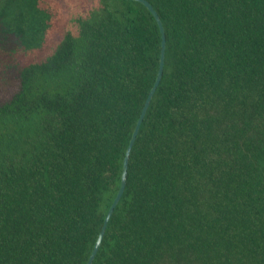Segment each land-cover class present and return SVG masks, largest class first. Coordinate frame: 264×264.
Wrapping results in <instances>:
<instances>
[{
	"label": "trees",
	"instance_id": "1",
	"mask_svg": "<svg viewBox=\"0 0 264 264\" xmlns=\"http://www.w3.org/2000/svg\"><path fill=\"white\" fill-rule=\"evenodd\" d=\"M144 1L164 65L92 264H264V0ZM160 53L133 0H0V264H87Z\"/></svg>",
	"mask_w": 264,
	"mask_h": 264
},
{
	"label": "water",
	"instance_id": "2",
	"mask_svg": "<svg viewBox=\"0 0 264 264\" xmlns=\"http://www.w3.org/2000/svg\"><path fill=\"white\" fill-rule=\"evenodd\" d=\"M133 1H136V2H139L141 3L142 5H144L150 12L151 14L153 15V17L155 18L157 24H158V27H159V31H160V34H161V53H160V60H159V69H158V74H157V78L155 80V83L153 85V87L151 88L147 98H146V101L144 103V106L141 110V113H140V116L136 122V125H135V128L133 130V133H132V136H131V139L129 141V144H128V147L126 149V152H125V157L123 159V168H122V176H121V183H120V188H119V191L111 205V207L109 208L108 210V213L104 219V222H103V225H102V228H101V231L98 235V238L96 240V243L93 247V250H92V253L88 259V262L87 264H92V261L94 259V256L100 246V243H101V240L103 238V235H104V232H105V229H106V225L112 215V212L114 210V208L116 207V205L118 204L119 200H120V197L124 191V187H125V183H126V170H127V166H128V158H129V154L131 152V149H132V146L135 142V139H136V136L138 134V131H139V128H140V125L144 119V116L146 114V111H147V108L149 106V102L153 96V94L155 93V90L160 82V79H161V75H162V70H163V65H164V48H165V36H164V29H163V26H162V23L159 19V17L157 16L156 12L152 9L151 5L144 1V0H133Z\"/></svg>",
	"mask_w": 264,
	"mask_h": 264
},
{
	"label": "rangeland",
	"instance_id": "3",
	"mask_svg": "<svg viewBox=\"0 0 264 264\" xmlns=\"http://www.w3.org/2000/svg\"><path fill=\"white\" fill-rule=\"evenodd\" d=\"M51 6H49V7L51 8ZM64 17H65V14L63 13V11H60V13L56 15V19L55 20H56L57 27L62 23V19H64ZM32 57H27V59L25 60L24 56H22L21 59L18 58V62L21 63V61H22L21 67H23L25 64L29 63L32 60L31 59ZM34 59H36V57Z\"/></svg>",
	"mask_w": 264,
	"mask_h": 264
}]
</instances>
